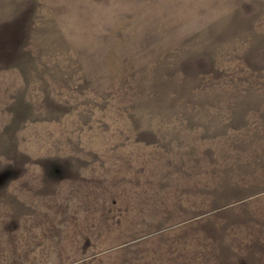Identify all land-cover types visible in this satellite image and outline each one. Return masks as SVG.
Returning a JSON list of instances; mask_svg holds the SVG:
<instances>
[{
    "label": "rangeland",
    "instance_id": "rangeland-1",
    "mask_svg": "<svg viewBox=\"0 0 264 264\" xmlns=\"http://www.w3.org/2000/svg\"><path fill=\"white\" fill-rule=\"evenodd\" d=\"M0 264H264V0H0Z\"/></svg>",
    "mask_w": 264,
    "mask_h": 264
}]
</instances>
